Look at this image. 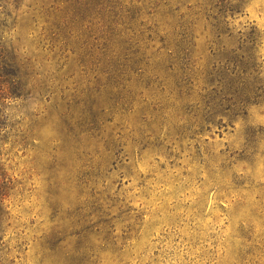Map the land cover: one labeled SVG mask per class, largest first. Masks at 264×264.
<instances>
[{"label":"rangeland","instance_id":"374dc122","mask_svg":"<svg viewBox=\"0 0 264 264\" xmlns=\"http://www.w3.org/2000/svg\"><path fill=\"white\" fill-rule=\"evenodd\" d=\"M0 43L1 264H264V0H0Z\"/></svg>","mask_w":264,"mask_h":264},{"label":"trees","instance_id":"16d2710c","mask_svg":"<svg viewBox=\"0 0 264 264\" xmlns=\"http://www.w3.org/2000/svg\"><path fill=\"white\" fill-rule=\"evenodd\" d=\"M60 2L70 4L73 0H58ZM58 5L51 6V9H58ZM7 50L3 47V44L0 43V117L1 109L3 106V101L6 97L13 96L14 92L11 91L12 88H16L19 85V81L23 76V73H20L19 68L15 67L12 59L8 58ZM2 122V121H0ZM1 127V123H0ZM1 129V128H0ZM9 180L5 176V172L2 169L0 163V216L3 209V200L7 195V189L9 188ZM1 239V237H0ZM1 251V248H0ZM2 262L0 255V264Z\"/></svg>","mask_w":264,"mask_h":264}]
</instances>
